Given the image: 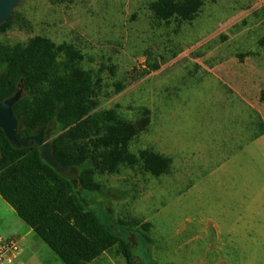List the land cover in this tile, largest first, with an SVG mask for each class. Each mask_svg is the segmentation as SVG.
<instances>
[{
	"label": "rangeland",
	"instance_id": "1",
	"mask_svg": "<svg viewBox=\"0 0 264 264\" xmlns=\"http://www.w3.org/2000/svg\"><path fill=\"white\" fill-rule=\"evenodd\" d=\"M153 1L22 0L0 45L74 48L97 109L145 122L130 151L168 170L141 161L95 176L116 219L150 224L152 243L134 248L141 263L264 264V136L253 140L264 126V0H202L194 21L168 24ZM8 207L0 196V221ZM20 243L28 264H64L34 232ZM89 264L126 262L112 248Z\"/></svg>",
	"mask_w": 264,
	"mask_h": 264
},
{
	"label": "trees",
	"instance_id": "2",
	"mask_svg": "<svg viewBox=\"0 0 264 264\" xmlns=\"http://www.w3.org/2000/svg\"><path fill=\"white\" fill-rule=\"evenodd\" d=\"M202 5V0H156L149 10L158 23H187L196 19ZM79 61L74 48L45 38L0 45V104L21 93L12 108L19 122L17 139L54 125L49 133L53 155L73 175L66 178L50 166L40 145H13L0 127V196L64 264H89L112 248L126 264H143L134 248L141 241L152 243L150 224L140 229L137 222L116 219L95 176L141 161L143 169L161 175L170 162L153 152L136 156L130 151L145 122L98 110L94 77ZM263 134L264 126L253 140Z\"/></svg>",
	"mask_w": 264,
	"mask_h": 264
},
{
	"label": "water",
	"instance_id": "3",
	"mask_svg": "<svg viewBox=\"0 0 264 264\" xmlns=\"http://www.w3.org/2000/svg\"><path fill=\"white\" fill-rule=\"evenodd\" d=\"M21 1L22 0H0V28L6 23L15 21L14 11ZM20 96L21 93H18L13 98L0 104V127L5 131L12 144L17 147L40 145L45 161L64 177H72L73 175L69 167L61 164L53 155L49 133L54 129V125L44 126L23 139H17L19 122L14 116L12 108L15 103L19 101Z\"/></svg>",
	"mask_w": 264,
	"mask_h": 264
},
{
	"label": "crops",
	"instance_id": "4",
	"mask_svg": "<svg viewBox=\"0 0 264 264\" xmlns=\"http://www.w3.org/2000/svg\"><path fill=\"white\" fill-rule=\"evenodd\" d=\"M263 136H264V134L261 137H263ZM253 210H255V209H253ZM260 210H264V204L262 205ZM6 211L9 214L5 215V219L4 220L0 221V235H2L3 237H14V238H17L20 242H22L25 239H27V237H29V235L32 234V232H33L32 229L29 228V227H28V229H24L23 225H21L20 221H18L17 217H15L14 214L17 215V213L11 206L8 207V209H6ZM248 211H250V209H248ZM20 261L28 264L27 263L28 259L24 258V253L23 252L21 254Z\"/></svg>",
	"mask_w": 264,
	"mask_h": 264
},
{
	"label": "built area",
	"instance_id": "5",
	"mask_svg": "<svg viewBox=\"0 0 264 264\" xmlns=\"http://www.w3.org/2000/svg\"><path fill=\"white\" fill-rule=\"evenodd\" d=\"M23 247L14 237L0 235V264H26L20 261Z\"/></svg>",
	"mask_w": 264,
	"mask_h": 264
}]
</instances>
